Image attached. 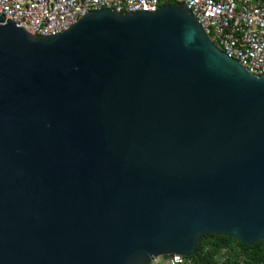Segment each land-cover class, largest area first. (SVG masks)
<instances>
[{
    "label": "water",
    "instance_id": "water-1",
    "mask_svg": "<svg viewBox=\"0 0 264 264\" xmlns=\"http://www.w3.org/2000/svg\"><path fill=\"white\" fill-rule=\"evenodd\" d=\"M0 15V264H151L264 240V77L182 4L33 36Z\"/></svg>",
    "mask_w": 264,
    "mask_h": 264
},
{
    "label": "built area",
    "instance_id": "built-area-1",
    "mask_svg": "<svg viewBox=\"0 0 264 264\" xmlns=\"http://www.w3.org/2000/svg\"><path fill=\"white\" fill-rule=\"evenodd\" d=\"M173 4L186 6L228 57L250 74L264 77V0H0V15L33 36H51L94 11L155 12ZM194 256H161L151 264H198ZM230 256L231 250L223 249L213 264H229Z\"/></svg>",
    "mask_w": 264,
    "mask_h": 264
},
{
    "label": "trees",
    "instance_id": "trees-1",
    "mask_svg": "<svg viewBox=\"0 0 264 264\" xmlns=\"http://www.w3.org/2000/svg\"><path fill=\"white\" fill-rule=\"evenodd\" d=\"M229 248V264H264V240L246 245L230 236H207L198 246L194 256L198 264H213L219 252Z\"/></svg>",
    "mask_w": 264,
    "mask_h": 264
}]
</instances>
